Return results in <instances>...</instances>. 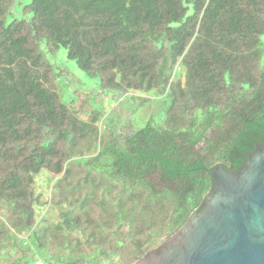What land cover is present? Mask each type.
<instances>
[{
  "label": "trees",
  "instance_id": "obj_1",
  "mask_svg": "<svg viewBox=\"0 0 264 264\" xmlns=\"http://www.w3.org/2000/svg\"><path fill=\"white\" fill-rule=\"evenodd\" d=\"M18 2L0 0V264H136L264 146V0ZM61 49L108 112L61 97Z\"/></svg>",
  "mask_w": 264,
  "mask_h": 264
},
{
  "label": "water",
  "instance_id": "obj_2",
  "mask_svg": "<svg viewBox=\"0 0 264 264\" xmlns=\"http://www.w3.org/2000/svg\"><path fill=\"white\" fill-rule=\"evenodd\" d=\"M211 176L204 209L136 264H264V146L239 173Z\"/></svg>",
  "mask_w": 264,
  "mask_h": 264
},
{
  "label": "rangeland",
  "instance_id": "obj_3",
  "mask_svg": "<svg viewBox=\"0 0 264 264\" xmlns=\"http://www.w3.org/2000/svg\"><path fill=\"white\" fill-rule=\"evenodd\" d=\"M21 6L17 5V14L15 18L19 19L23 16L20 13L21 8L28 6L30 0H19ZM264 43V38H263ZM57 64L60 68L66 71L67 75L60 82L59 93L65 100L70 95L76 93L81 97L83 101H88L89 107L93 110H100L102 112H108L114 105L112 95L107 96L100 90L99 83L93 79L87 77L85 73L80 71L73 61L67 59L66 51L61 49L57 55ZM76 96V95H75ZM147 114V109H139L136 112V118H144ZM53 183V176L42 171L36 179L37 193L42 195V199L46 200L51 194V185ZM51 213L54 218L58 217L59 209L51 208ZM45 210L38 209V213H43Z\"/></svg>",
  "mask_w": 264,
  "mask_h": 264
},
{
  "label": "built area",
  "instance_id": "obj_4",
  "mask_svg": "<svg viewBox=\"0 0 264 264\" xmlns=\"http://www.w3.org/2000/svg\"><path fill=\"white\" fill-rule=\"evenodd\" d=\"M30 264H49V263L45 262L43 260H35V261L31 262Z\"/></svg>",
  "mask_w": 264,
  "mask_h": 264
}]
</instances>
